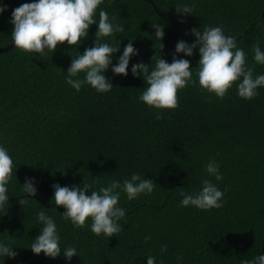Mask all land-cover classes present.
<instances>
[{
  "label": "trees",
  "instance_id": "16d2710c",
  "mask_svg": "<svg viewBox=\"0 0 264 264\" xmlns=\"http://www.w3.org/2000/svg\"><path fill=\"white\" fill-rule=\"evenodd\" d=\"M32 2L0 0L6 6L0 13V47L12 42V11ZM184 4L194 5L191 14L176 12L175 6ZM101 10L125 29L101 41L120 44L112 64L130 40L138 54L131 57L127 76L115 75L111 66L104 73L114 85L110 91L97 92L87 83L77 91L67 83V69L94 45ZM94 18L97 23L80 45L65 42L46 56L15 47L0 52V146L14 164L8 203L0 208V243L18 253L0 256V264H147L149 256L155 264H241L264 254V87L244 100L238 81L220 99L199 85L198 48L190 57L175 53L179 41L196 39L193 28L202 33L221 27L243 49L253 78L264 75L253 51L257 41L264 51V0H103ZM152 22L164 25L162 40ZM155 54L168 63L173 54L190 61L196 83L178 91L176 109L157 110L139 99L148 85L142 75H132V65H150ZM210 161L218 163L222 180L207 173ZM134 173L153 180L154 190L133 200L117 190L118 207L125 210L117 235L96 236L91 218L76 228L63 218L65 209L55 206L54 184H89L90 195L111 181L122 185ZM26 177L34 178L37 192L21 205ZM204 179L224 193L223 206H182L181 192L198 193ZM42 210L57 226L62 249L56 258L30 249L43 227L37 219ZM69 246L77 249L71 261L63 252Z\"/></svg>",
  "mask_w": 264,
  "mask_h": 264
},
{
  "label": "clouds",
  "instance_id": "9594fccd",
  "mask_svg": "<svg viewBox=\"0 0 264 264\" xmlns=\"http://www.w3.org/2000/svg\"><path fill=\"white\" fill-rule=\"evenodd\" d=\"M103 0H33L32 3H24L16 7L11 14V24L14 26L11 35L14 47L25 53H37L46 56L47 52H54L59 45L67 42L69 47L80 45L88 36L90 25L97 23L94 18L96 10ZM6 6H0V13ZM176 12L185 15L191 14L194 5L187 4L175 6ZM98 29L95 33V42L92 47L86 48L83 54L72 59L67 69V83L77 91L87 83L97 92L105 93L112 89L113 83L105 76L110 68L115 75H128L129 61L133 55L138 54L131 40L123 48V53L118 57V63L113 65V56L120 50L119 46H113L108 42H101L114 33H123L124 27L110 22L106 11L99 12ZM155 29V37L163 39L164 25L152 22ZM192 34L196 39L191 43L183 40L175 46V53H184L192 56L194 49L198 48L200 59L198 61V82L201 89L216 97L223 99L230 88L238 81V96L244 100H252L258 95L257 88L264 87V75L253 78V69L247 67L243 49H238L234 37L226 35L221 27H206L201 33L193 28ZM164 47L162 44L161 49ZM235 49V51H233ZM254 60L264 65V51H261L257 41L253 45ZM154 67L150 70L152 62ZM151 64L143 62L132 65L133 76L143 77L148 87L140 95L139 99L147 106L157 110H173L179 106L178 91L187 87L192 79L190 61L177 58L173 54V60L168 63L156 54L151 57ZM79 73H84V79H73ZM242 78V79H241ZM161 115L157 114V119ZM13 160L5 147L0 146V208L8 203V183L13 175ZM206 171L216 180H222L219 173V165L210 161L206 165ZM34 178H25L23 192L26 197L19 203L23 205L28 197H35L37 189L34 186ZM154 181L141 178L139 174H132L130 179L123 181H111L107 187H100L98 191H91L89 184L60 186L54 184V203L65 209L62 213L65 220H70L76 228H83L86 221L91 218V231L96 236L103 234L112 237L122 231L118 221L125 216V210L118 207L120 189L125 192L128 200L137 198L140 194H150L154 190ZM202 190L198 193L185 194L181 192L184 207L194 206L201 210H210L223 206L224 193L209 179L202 180ZM38 221L43 225L41 233L34 239L30 249L36 255L43 252L46 256L56 258L61 254L60 237L57 234V226L54 220L42 210L37 214ZM150 237H145L147 242ZM167 246L162 245L161 251H166ZM64 256L71 261L77 255L75 247L63 249ZM18 255L13 248L0 243V256L15 258ZM182 259V257H178ZM147 264H155V258L147 257ZM241 264H264V254L252 260L244 259Z\"/></svg>",
  "mask_w": 264,
  "mask_h": 264
},
{
  "label": "water",
  "instance_id": "95a60500",
  "mask_svg": "<svg viewBox=\"0 0 264 264\" xmlns=\"http://www.w3.org/2000/svg\"><path fill=\"white\" fill-rule=\"evenodd\" d=\"M12 47H14V42L13 41L11 43L7 44L6 46L0 47V52H5V51L9 50Z\"/></svg>",
  "mask_w": 264,
  "mask_h": 264
}]
</instances>
